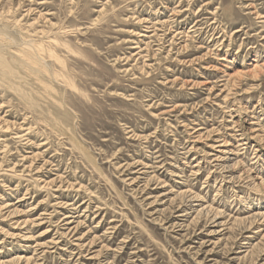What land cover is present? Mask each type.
Returning <instances> with one entry per match:
<instances>
[{
    "label": "rangeland",
    "instance_id": "obj_1",
    "mask_svg": "<svg viewBox=\"0 0 264 264\" xmlns=\"http://www.w3.org/2000/svg\"><path fill=\"white\" fill-rule=\"evenodd\" d=\"M0 1V264H264V0Z\"/></svg>",
    "mask_w": 264,
    "mask_h": 264
},
{
    "label": "bare ground",
    "instance_id": "obj_2",
    "mask_svg": "<svg viewBox=\"0 0 264 264\" xmlns=\"http://www.w3.org/2000/svg\"><path fill=\"white\" fill-rule=\"evenodd\" d=\"M0 3H1V5L2 6H4V4H5V2H3L2 3V1H0ZM0 15H2L1 14V12H0ZM147 20V19H146ZM0 21H1V19H0ZM1 23V22H0ZM0 25H2V24H0ZM148 28H150V27H152V26H147ZM14 29V28H13ZM73 30V29H72ZM146 30H147V28H146ZM4 33L3 32H1V30H0V80H3V81H7L8 82V79L10 80L11 79V77L12 76H16L17 75V73H15L14 72V70H13V66L16 64V62H15V64H13V66H11V63L10 62H12V60L9 62V61H6V59H5V56H6V53H5V48H8L9 46H11V44L10 45H8L9 43H8V41L6 42V38L5 37H3L4 35H3ZM8 40H9V38H8ZM21 40V39H20ZM11 41H12V38H11V40H9V42L11 43ZM35 43V42H34ZM27 44V43H26ZM25 44V45H26ZM15 45V44H14ZM20 45V44H19ZM18 47H20V46H18ZM24 47V46H23ZM22 47V48H23ZM50 47V46H49ZM37 49H40V48H37ZM53 49V48H52ZM8 50V49H7ZM30 50H28V49H21L20 50V53H22L19 57H20V61H21V63H22V58H21V56L26 60V62H27V60L29 61V60H31V59H33V56L30 54V52H29ZM7 52H9V51H7ZM52 52H54V50L52 51ZM35 53V52H34ZM36 54H37V51H36ZM40 54V53H39ZM54 54V53H53ZM8 55V54H7ZM34 55V54H33ZM55 55V54H54ZM58 55V54H57ZM9 56H10V54H9ZM17 56V55H16ZM35 56V55H34ZM38 55H36V57H37ZM50 56V55H49ZM49 56H48V58H49ZM51 56H52V54H51ZM18 57V58H19ZM41 57V56H40ZM54 57L55 56H53V59H54ZM17 58V57H16ZM43 58V57H42ZM13 59H15V58H13ZM22 59V60H21ZM49 59H51V58H49ZM17 60V59H16ZM44 61V60H43ZM55 61V60H54ZM19 62V61H18ZM24 62V61H23ZM57 62V61H56ZM19 64V65H22V64ZM25 63V62H24ZM24 63H23V65H24ZM38 63V62H37ZM44 63H46V62H44ZM43 63V64H44ZM62 63V62H61ZM18 64V63H17ZM48 64V63H47ZM18 65V66H19ZM39 65V64H38ZM25 66V68H27L28 66L25 64L24 65ZM41 66V65H40ZM45 66H46V64H45ZM59 66H63V65H59ZM20 67V66H19ZM29 67H30V65H29ZM28 67V68H29ZM39 67V66H38ZM57 67H58V65H57ZM257 67V66H256ZM15 69L17 68V67H14ZM21 68V67H20ZM23 68V67H22ZM27 68V69H28ZM41 68V67H40ZM22 70V69H21ZM25 70V69H24ZM49 70V69H48ZM55 70H57V69H55ZM55 70H54V73L56 74V73H59V74H61L60 73V71H62L61 69H60V67H59V69H58V71L59 72H55ZM39 71V70H38ZM43 71V70H42ZM45 71V70H44ZM43 71V72H44ZM53 70H51V73H53L52 72ZM47 72V71H46ZM49 72V71H48ZM34 73H36V72H34ZM37 73H39V72H37ZM45 73V72H44ZM51 73H50V75H51ZM33 74V73H32ZM40 74V73H39ZM19 75V74H18ZM23 75V74H22ZM49 75V74H48ZM19 76H21V75H19ZM18 76V77H19ZM39 76V75H38ZM37 76V77H38ZM61 76H63V74L61 75ZM17 77V78H18ZM51 77V76H50ZM29 78V77H28ZM52 78V77H51ZM54 78V77H53ZM58 79H59V77H57ZM55 79V80H58V79ZM38 79H40V78H38ZM41 80V79H40ZM39 80V81H40ZM64 80V79H63ZM10 82H11V80H10ZM68 82V80L67 81H65V83H67ZM73 82V81H72ZM64 83V82H63ZM64 83V84H65ZM70 83V82H69ZM74 83V82H73ZM4 84V83H3ZM5 85V84H4ZM66 85V84H65ZM69 86V85H68ZM75 88V87H74ZM30 93V92H29ZM28 105V104H27ZM44 122V121H43ZM57 122V121H56ZM58 126V125H57ZM55 129V128H54ZM53 129V130H54ZM252 129V128H251ZM57 132V131H56ZM258 132V131H257ZM238 135H242L243 136V134H238ZM252 135V134H251ZM221 145H224V144H219V146H221ZM234 145V144H233ZM244 145V144H243ZM221 153H224V152H221ZM216 159V158H215ZM221 159H225V158H221ZM219 161V160H218ZM252 164V163H251ZM255 180V179H254ZM66 215H68V214H66ZM66 218L67 217H69V216H65ZM71 222V221H70ZM68 223V222H67ZM66 224V223H65ZM79 233V232H78ZM26 239H28L27 237H25ZM12 262L13 263H19L21 260H22V256H20V255H14L13 257H12Z\"/></svg>",
    "mask_w": 264,
    "mask_h": 264
}]
</instances>
